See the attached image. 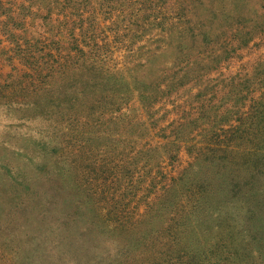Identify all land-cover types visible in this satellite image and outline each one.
<instances>
[{
    "label": "rangeland",
    "instance_id": "rangeland-1",
    "mask_svg": "<svg viewBox=\"0 0 264 264\" xmlns=\"http://www.w3.org/2000/svg\"><path fill=\"white\" fill-rule=\"evenodd\" d=\"M102 3L0 0V264H264V0Z\"/></svg>",
    "mask_w": 264,
    "mask_h": 264
},
{
    "label": "trees",
    "instance_id": "trees-1",
    "mask_svg": "<svg viewBox=\"0 0 264 264\" xmlns=\"http://www.w3.org/2000/svg\"><path fill=\"white\" fill-rule=\"evenodd\" d=\"M103 3H102V6L103 5H107V6H110V4L111 3H114V4H118V3H116L118 0H101ZM107 6L106 7H102V8H107ZM104 10V12H106L107 14H110V15H113V13H112V8H110L109 10L111 11L110 13H108L105 9H103ZM231 44H227V46H230Z\"/></svg>",
    "mask_w": 264,
    "mask_h": 264
}]
</instances>
